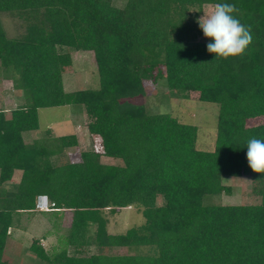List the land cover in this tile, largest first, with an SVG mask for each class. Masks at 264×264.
I'll list each match as a JSON object with an SVG mask.
<instances>
[{
  "label": "trees",
  "instance_id": "trees-1",
  "mask_svg": "<svg viewBox=\"0 0 264 264\" xmlns=\"http://www.w3.org/2000/svg\"><path fill=\"white\" fill-rule=\"evenodd\" d=\"M217 3L234 4L251 29L244 55L215 60L209 38L197 39L195 19ZM3 12L25 22L26 32L8 39L0 22L2 76L21 96L8 114L0 110V187L20 174L0 194V264H12L10 230L42 196L53 214L70 213L67 250L48 253L41 240L31 242L43 264H264V174L246 158L247 142L264 139V0H0ZM61 49L92 52L98 89L64 92L72 59ZM146 81L218 106L212 151L195 148L197 127L132 102L145 96ZM67 105L80 106L102 145L75 163L52 160L78 145L75 135L54 138L49 129L38 142L23 138L39 129V109ZM255 118L262 123L247 127ZM223 176H248L258 203L205 204L206 196L230 193ZM132 206L144 223L108 233L103 211ZM92 247L98 253H79ZM113 249L127 253H103Z\"/></svg>",
  "mask_w": 264,
  "mask_h": 264
},
{
  "label": "rangeland",
  "instance_id": "rangeland-1",
  "mask_svg": "<svg viewBox=\"0 0 264 264\" xmlns=\"http://www.w3.org/2000/svg\"><path fill=\"white\" fill-rule=\"evenodd\" d=\"M124 0H114L117 6H121ZM214 6H204L198 17L195 19V28H199L197 20L204 14L212 11ZM194 11H192V14ZM0 22L8 39H20L25 35L26 23L17 19L11 13H0ZM197 34L198 40L208 39L204 37L202 30ZM62 52H69L72 59V69L63 75V90L66 94L78 90H95L99 88L100 80L96 71L92 52L74 51L61 49ZM2 68L0 66V90L3 89ZM11 82L6 85L11 99L16 105L21 103V96L11 88ZM145 96L133 99V103L142 104L148 114H169L175 117L182 124L197 127V139L195 148L199 151H212L217 132L218 106L212 103L201 102L196 92H173L169 91L165 81L153 84L150 81L144 82ZM17 96V98H15ZM19 100V102H18ZM13 103V102H12ZM5 106L4 109L11 108ZM7 114V113H6ZM88 119L84 116L80 106H61L43 108L38 110L39 129L27 132L23 138L27 142L35 143L41 140L46 130H51L54 138L76 135L78 145L66 149L59 157L52 160L59 163L79 162L80 154L85 151H102L99 136H91L86 128ZM262 123V118H255L246 122L247 127L257 126ZM100 161L108 165H121L117 159L101 157ZM20 174L16 173L13 180L0 187V194L12 190V186L18 183ZM222 184L231 189L229 194L209 195L204 198V203L220 206H241L258 203V198L250 193L251 181L248 176L231 177L223 176ZM50 203V202H49ZM161 203L160 201L158 202ZM42 209V208H41ZM135 206L122 210H116L111 214L104 210L103 214L108 219L107 231L110 234H123L128 229L141 226L144 217ZM38 210V209H37ZM35 211L34 214H21L16 228L10 230V236L5 248V257L12 264H43L29 251V246L34 239L41 240V244L48 251L54 253L63 249L67 250L65 235L70 223V213L62 210L53 214L51 209L47 211ZM82 255L98 253L97 248H90L87 251L79 252ZM108 254H125L126 249L105 250Z\"/></svg>",
  "mask_w": 264,
  "mask_h": 264
},
{
  "label": "clouds",
  "instance_id": "clouds-1",
  "mask_svg": "<svg viewBox=\"0 0 264 264\" xmlns=\"http://www.w3.org/2000/svg\"><path fill=\"white\" fill-rule=\"evenodd\" d=\"M237 11L234 4L217 3L212 11L197 20L204 37L211 41L207 44V51L215 54V60L244 55L252 43L251 29L234 16ZM246 148L247 163L252 172L264 174V139L252 138Z\"/></svg>",
  "mask_w": 264,
  "mask_h": 264
},
{
  "label": "crops",
  "instance_id": "crops-1",
  "mask_svg": "<svg viewBox=\"0 0 264 264\" xmlns=\"http://www.w3.org/2000/svg\"><path fill=\"white\" fill-rule=\"evenodd\" d=\"M4 80V79H3ZM5 83H3V89L0 90V110L4 111L5 113L8 114V112L14 108V107H17L16 105V101H14V99L12 100L10 97V94H6L7 91L9 90L6 83L7 81L4 80ZM12 88V87H11ZM13 91H15L13 88H12ZM16 92V91H15ZM17 98V96L15 97ZM13 102V103H12ZM19 102V100H18ZM21 104V103H20ZM8 105H12L11 108L9 109H4L6 108L5 106H8ZM76 136V135H75ZM77 137V136H76Z\"/></svg>",
  "mask_w": 264,
  "mask_h": 264
},
{
  "label": "built area",
  "instance_id": "built-area-1",
  "mask_svg": "<svg viewBox=\"0 0 264 264\" xmlns=\"http://www.w3.org/2000/svg\"><path fill=\"white\" fill-rule=\"evenodd\" d=\"M37 209L38 210H44V209H47V208H50L52 207V204L49 203L46 198L44 197H39L38 198V201H37V205H36ZM42 208V209H41Z\"/></svg>",
  "mask_w": 264,
  "mask_h": 264
}]
</instances>
